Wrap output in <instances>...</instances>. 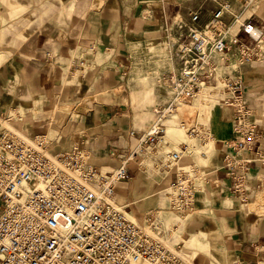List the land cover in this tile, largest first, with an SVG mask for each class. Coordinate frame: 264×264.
<instances>
[{"label":"built area","instance_id":"built-area-1","mask_svg":"<svg viewBox=\"0 0 264 264\" xmlns=\"http://www.w3.org/2000/svg\"><path fill=\"white\" fill-rule=\"evenodd\" d=\"M215 3L206 22H201L200 8L177 22L179 68L162 77L169 101L156 110L117 167L93 164L78 145L49 153L43 134L26 140L7 127L0 131V264H188L147 231H162L158 212L133 221L114 197L116 184L129 177V163L145 167L144 157L150 155L156 167L174 173L167 187L169 207L180 213L195 208L204 173L196 165H176L189 145L160 154L167 144L168 119L202 144L214 141L207 123L188 127L179 118L183 104L232 109L234 124L232 135L223 140L222 166L230 194L264 216V176L250 183L251 165L264 164V151L255 148L261 134L240 72L246 64L264 61V29L232 12L229 0Z\"/></svg>","mask_w":264,"mask_h":264},{"label":"crops","instance_id":"crops-1","mask_svg":"<svg viewBox=\"0 0 264 264\" xmlns=\"http://www.w3.org/2000/svg\"><path fill=\"white\" fill-rule=\"evenodd\" d=\"M201 1L194 5L193 0L187 9L200 8L204 23L214 5L208 10ZM229 1L232 12L239 13ZM140 9L150 10V1L0 0V131L6 128L5 122L14 123L27 136L45 135L51 153L78 145L87 150L93 164L103 169L117 167L153 121L156 110L170 98L167 85L166 90H152L146 95L131 77L135 62L132 39L136 11ZM241 37L249 41L246 35ZM240 72L261 134L255 148L264 151V65L246 64ZM57 106L66 109L56 110ZM206 112L210 122L200 123L208 124L214 145L203 144L200 158L188 164L196 165L205 177L200 181L195 207L201 195L214 190L235 199L244 215L227 216L230 233L237 241L231 242V256L223 264H264V216L252 203L244 205L230 194L222 167L227 151L223 140L232 135L233 111L213 105ZM195 148L193 144L187 148L192 157ZM199 159L214 166V177L208 175L210 166ZM144 165L129 163V177L116 184L114 194L116 203L125 209L131 207L133 216L137 217V211L145 213L139 223L159 205V199L153 205L151 202L159 182L152 175L158 169L154 159ZM158 172L168 173L169 183L174 178L172 171ZM251 173L250 183L255 185L264 176V164L252 163ZM167 200L169 203L168 196ZM242 216L244 221L240 223ZM195 234L203 246L209 244L208 234L199 229L185 238L187 246L193 243Z\"/></svg>","mask_w":264,"mask_h":264},{"label":"rangeland","instance_id":"rangeland-1","mask_svg":"<svg viewBox=\"0 0 264 264\" xmlns=\"http://www.w3.org/2000/svg\"><path fill=\"white\" fill-rule=\"evenodd\" d=\"M150 10H137L135 18V32L133 34L135 62L131 72V77L140 86L141 93L146 90V95L151 94L152 90L159 91L166 88L162 77L170 71L177 69L179 61L177 57V49L179 45V28L177 20H185L188 14L187 6H191L193 0H149ZM178 1V2H176ZM163 2V3H162ZM200 0H194V5ZM205 2V3H204ZM235 6V11H239L244 17L249 19L258 28L264 29V0H232ZM247 2V4H245ZM165 3V4H164ZM210 10L215 0H202ZM264 65V62H261ZM166 90V89H165ZM245 94V93H244ZM246 96V95H245ZM191 106L185 105L179 110L184 114H191L195 120H188L182 117L180 113L179 118L183 120L188 127L195 126L200 122H210V115L207 114V109L212 105L201 103H190ZM252 109V107L250 106ZM66 109V106H57L56 110ZM253 111V109H252ZM179 112V111H178ZM254 112V111H253ZM252 112V118L253 117ZM255 120V119H254ZM256 121V120H255ZM257 122V121H256ZM234 118L232 116V128ZM176 122L167 124L166 146L160 148L161 151H167L172 147L178 148L180 143L186 142L189 145L197 146L195 148L194 157L191 156L190 150L182 153L177 166L184 167L191 162H196L200 158V153L203 151V144L198 140L190 137L185 129H179ZM5 126L13 130L16 134L26 140H31L33 136H27L14 123L5 122ZM35 136V135H34ZM213 146L214 143H209ZM51 153V152H49ZM153 156L146 155L144 163L148 165L153 160ZM205 166H210L208 175L214 177V166L207 160L199 159ZM155 166V165H154ZM156 171H160L156 167ZM155 172L152 177L159 179L158 188L152 191L156 192L153 195L152 205L156 199H159V205L152 207L153 210L159 211L161 215V222L163 224L162 231L156 233L147 228V231L160 240L170 249L176 251L180 257L188 264H223L231 256L230 244L236 242L237 237L230 233L229 221L227 216L244 215L241 208L238 207L235 199H231L228 195L220 193L219 190L206 192L198 199L196 207L191 211L180 213L172 210L167 202L169 180L165 174ZM155 180V181H157ZM134 206V205H131ZM131 207L127 208L128 216L136 222L141 220L145 213L137 211V217L133 216L129 211ZM150 209L149 211H151ZM261 213L262 210L256 208ZM242 216L240 223H243ZM193 225L196 226L194 230ZM207 233V238L210 241L208 245L203 246L197 240V234L194 235V240L191 245L187 246L186 237L198 230ZM198 236L202 238L201 234Z\"/></svg>","mask_w":264,"mask_h":264},{"label":"bare ground","instance_id":"bare-ground-1","mask_svg":"<svg viewBox=\"0 0 264 264\" xmlns=\"http://www.w3.org/2000/svg\"><path fill=\"white\" fill-rule=\"evenodd\" d=\"M185 105H188V106H191L192 104H183V105H181V106H179L178 107V113H180L181 115H182V117H184V118H187L188 120H192V119H194L195 120V118H194V116H192L191 114H184V113H182L179 109L181 108V107H183V106H185ZM127 212V211H126ZM127 214H128V212H127Z\"/></svg>","mask_w":264,"mask_h":264}]
</instances>
